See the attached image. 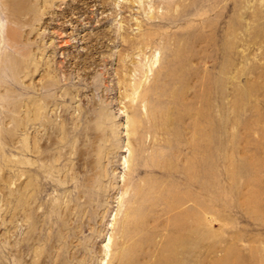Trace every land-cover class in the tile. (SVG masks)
Listing matches in <instances>:
<instances>
[{"label": "rangeland", "instance_id": "1", "mask_svg": "<svg viewBox=\"0 0 264 264\" xmlns=\"http://www.w3.org/2000/svg\"><path fill=\"white\" fill-rule=\"evenodd\" d=\"M152 2L144 0L139 6L130 0H29L25 10L8 18L0 0V264H37V256L31 262L27 259L43 250L42 241H35L29 254L24 248L21 254L18 251L20 240L28 236V224L25 209L17 206V184L21 181L19 192L25 207L34 185L28 175L35 173L23 165L18 181L16 162L19 158L24 163L31 159L28 149L33 133L25 125L29 101L35 97L42 102L45 96L55 99L45 109L54 126L60 122L61 106H68L65 115L70 118L79 108L94 102L98 116H103L98 124L101 135L97 151L103 158L97 186L101 193L89 201L92 215L79 212L74 217H79V222H74L78 236L56 242L50 258L42 264H56V255L65 249L67 256L78 251L82 264H115L108 237L122 216V201L128 196L123 194L129 140L128 94L134 82L147 84L151 79L152 72L147 68L154 50L127 49L122 35L135 38L145 28L167 33L188 29L194 33L186 41L188 49L178 53V62L165 79L173 97H160L161 108L172 115L175 126L182 127L190 119L188 114H194L196 129H204L206 135L204 173L199 169L194 184L181 183L175 188L176 194L185 193L189 198L185 206L191 210L185 218L189 237L177 255L178 264H264V0H208L181 24L161 27L143 25V21H152L148 19ZM158 11L166 9L159 5ZM165 51L154 55L161 59ZM158 65L156 62L152 70ZM51 80L56 85L43 91V85ZM67 94L72 98L63 99ZM18 98L22 100L19 116L24 120L19 132ZM53 125L49 133H54ZM42 133L37 130L45 139ZM187 133L183 130L169 158L177 176L157 179L163 185L183 178L181 170L187 154L182 139ZM155 136L163 138L158 133ZM18 139L23 145L21 153L16 150ZM145 139L149 141L150 134ZM198 139L201 142L202 138ZM170 151V147L163 148L159 161L168 160ZM156 170L163 172L164 168ZM67 200L64 193L57 195L51 189L40 201L32 202L37 215L34 228L45 216V203L59 202L62 208ZM143 210L150 216L148 207ZM154 210L160 215L159 221L166 219L161 214L162 205ZM49 230L47 223L42 233L36 231L34 235L43 240ZM143 234L145 231H140L138 236ZM167 236L168 231L161 228L157 240L162 247ZM161 250L164 258L165 251ZM147 262L151 264L153 258ZM70 263L76 264L73 260Z\"/></svg>", "mask_w": 264, "mask_h": 264}, {"label": "bare ground", "instance_id": "2", "mask_svg": "<svg viewBox=\"0 0 264 264\" xmlns=\"http://www.w3.org/2000/svg\"><path fill=\"white\" fill-rule=\"evenodd\" d=\"M2 1V9L8 18L25 10L29 2V0ZM130 1L131 3L137 2L141 6L140 4L144 0ZM207 1L153 0L151 3V14L148 17L152 21H143V25L147 23L151 27H161L164 24H181L188 19V15H190L192 10L198 6L205 5ZM159 5L165 8L166 12L159 13ZM9 32L10 29H7V35ZM193 34L188 29L167 33L160 31L158 28H145L135 38L122 35L127 49L137 48L144 52L149 47V49L153 48L154 50L151 60L148 58L150 62H148L147 71L152 72L151 79L147 84H143V82L141 84L140 80L134 82L130 85L131 89L129 90H131V93L128 94L130 98L128 103L130 114L127 117V135L129 136V140L126 144L128 159L126 160L127 173L123 179L124 189L122 188L123 194H128V196L122 201L124 208L121 218L116 221L115 217L117 215H114V220L116 221L113 227L114 232L108 237V241H111V258L115 261V264H148L147 260L150 257L153 258L151 264H178L177 255L189 237V232L187 231L189 225L185 221L187 212L190 213L191 211L185 206L189 198H187L185 193L181 195L176 194L178 192H176L175 188L179 187L178 185L181 183L187 186L194 184L195 175L199 169L201 173L202 171L204 173L205 130L196 129L198 125L195 122L196 120H194V114H188L190 119H187L182 127L178 128L175 126L172 115L168 114L166 109L161 108L160 97L165 95L173 97L171 94L169 96V92L167 91L168 83L165 79L171 75L173 64L178 62V53H181L184 48L188 49L186 41L191 40ZM157 39L159 40L158 42L156 41ZM162 49L166 50L163 52L162 58H156L154 52H159ZM8 59L11 60L9 57ZM119 60L123 61L124 58L120 57ZM156 62H159V65L152 70ZM122 66L124 65L122 64ZM8 67L9 65H5V68ZM120 81L124 82V79ZM54 85H56V81L51 80L43 85L42 90L48 91ZM133 94H136V96L134 97ZM69 97L70 99L72 98L67 94L63 96V99L67 100ZM134 98L136 99L135 104L132 103ZM54 101L55 99H51L49 96L43 97L42 102L35 97L29 101L30 105L25 111L27 122H25V125L33 133L28 149L31 159L24 163L19 158L16 162L20 169L18 170V181L21 180L20 176L23 173L21 168L23 165L27 167L29 172L35 173V176L33 174L28 175V178H31L29 181H34L35 186H31V194L27 196L25 207L21 198V192H19L21 181L18 182L17 206L25 209L26 214L24 215V219L28 224V236L25 240H20L18 251L21 254L20 250L24 248L26 253L29 254L28 251H30L31 244L35 241H42L43 250L33 252V255L27 259L31 262V259L37 256V264H42V262L50 258L51 248L56 242L62 243L66 239L71 241V239L78 236L79 232L74 229V222H79V217H74L79 212L82 215L86 212L88 217L91 216V211L88 212V209L91 208L89 201L92 196L101 193V188L97 186L101 181L102 174L100 173L101 168L99 166L103 157L97 151L101 135L98 130V124L101 122H99V119L103 120V116L102 118L98 116L100 114L93 108L92 104L94 102H92L87 108H79L76 116L68 118L65 115L68 106L65 105L61 106L60 109L62 112L60 122L54 126L52 124L53 119L48 117L45 111ZM21 102L20 98L15 102L18 112V119L16 121L17 130L20 125H24V120L19 116ZM142 107L145 109L144 113L141 111ZM185 108L188 109L187 106ZM52 125L54 133H49ZM38 129L43 132L42 135H45V139L42 136H38ZM183 130H187V134H189L182 139V147L185 154H187L183 163V169L181 170L183 178H181L180 182L173 181L168 185H163L162 181L157 179L175 178L177 176V171L174 169L173 163L169 158L173 157L174 151L172 150L178 145L180 141L178 138L181 137ZM155 133L163 135V138H156ZM146 134H150V139L147 142L145 139ZM198 137L202 138L201 142ZM17 142V153H21L23 151L22 141L18 139ZM166 147H170L171 151L168 153V160L162 163L159 159L161 158L162 149ZM92 152H95V154ZM61 163H63L62 167L57 168ZM65 167L66 169L64 170ZM156 168H160V170L164 168L165 172L156 170ZM63 170L64 172L69 170L70 173L66 172L64 174ZM141 173H145L147 178L140 176ZM70 188H73V190ZM51 189L55 190L57 195L64 193L68 199L67 203L62 208L59 202L52 204L45 203V206H43V215L45 216L39 220L40 224L38 228H34V223L37 222V215L34 209L31 208V204L32 202L40 201L47 191ZM172 191L175 192L174 195H170ZM158 205H162L163 207L161 214L166 215L164 221H159L160 215L154 210V207ZM145 207H148L151 211L150 216L143 210ZM22 217H18V219H22ZM151 220L153 223L148 224ZM47 223L50 230L46 234V238L41 240L40 236L36 237L38 235L36 234L35 236L34 233L36 231L42 233L41 230ZM54 227L55 229H53ZM161 228L168 231V236L164 241L165 247H162V243L159 244V240H157ZM140 231H145L146 234L139 237L138 233ZM115 235L118 236L115 237ZM139 241L144 244L143 247L140 246ZM146 245L147 248H150H145ZM106 246H108L107 243ZM161 248L165 251L164 258H161L163 256L161 255ZM65 251L66 249L60 250L56 255V264H72L70 263L72 260L76 264H82L83 260L78 259L80 256L78 251L73 252L70 256H67ZM148 251H151V254ZM187 256L186 258L189 257ZM183 258L185 260V257Z\"/></svg>", "mask_w": 264, "mask_h": 264}]
</instances>
